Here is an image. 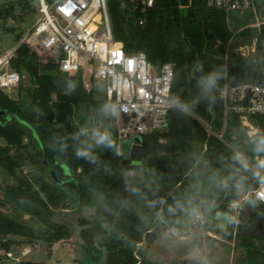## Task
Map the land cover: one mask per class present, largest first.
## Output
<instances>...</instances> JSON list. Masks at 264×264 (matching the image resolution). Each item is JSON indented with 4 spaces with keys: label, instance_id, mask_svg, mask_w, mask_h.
<instances>
[{
    "label": "trees",
    "instance_id": "1",
    "mask_svg": "<svg viewBox=\"0 0 264 264\" xmlns=\"http://www.w3.org/2000/svg\"><path fill=\"white\" fill-rule=\"evenodd\" d=\"M108 8L113 36L128 54L143 52L155 66L174 65L171 95L177 107L170 113L169 129L143 138L138 165L123 164L117 131L109 137L111 146L86 149L73 121L74 110L98 103L85 91L81 74L62 73L56 63L22 45L11 67L28 73L35 85L32 106L0 90V138L5 140L0 170L14 180L0 184V249L5 253L21 240L53 245L70 239L69 228L54 221V207L100 194V212L107 224L101 245L108 264H151L139 247L183 221L186 208L231 217L239 188L251 192L264 180L255 168L264 153L254 151L264 138V116L249 117L246 126L235 113H224L221 92L232 39L225 16L208 9L205 0H155L147 23L140 26L137 19L125 17L119 0H111ZM246 35H241V42ZM249 69L230 53V81L247 79ZM212 73L217 79L210 91L198 86ZM61 111L68 115L66 131L56 128ZM237 153L247 160V169L233 159ZM26 164L36 170L31 178L18 173ZM132 172L142 176L126 175ZM244 207L252 212L251 226L264 216V204L254 198ZM19 214L40 227L20 220ZM158 219H163L162 227Z\"/></svg>",
    "mask_w": 264,
    "mask_h": 264
},
{
    "label": "built area",
    "instance_id": "2",
    "mask_svg": "<svg viewBox=\"0 0 264 264\" xmlns=\"http://www.w3.org/2000/svg\"><path fill=\"white\" fill-rule=\"evenodd\" d=\"M37 1L39 16L32 28L15 48L0 56V90L10 95L20 87L24 77L12 69L11 63L17 50L26 45L31 52L37 53L38 49L45 52L47 57L41 59L56 63L62 73H80L87 93H93L95 82L105 86L114 113L125 119L118 133L119 144L131 139L134 145L136 137L167 132L170 113L177 107L171 95L174 65L168 62L155 66L145 53L125 51L113 36L108 8L111 0ZM154 1L119 0V4L127 19H137L144 26ZM205 3L208 9L225 16L232 33L221 92L225 116L233 112L249 126V117L264 116V0H205ZM248 17L253 24L240 28L238 24L245 23ZM231 52L251 68L247 79L236 82L228 79ZM255 168L264 177L257 165ZM261 193L264 180L245 200L254 198L264 204Z\"/></svg>",
    "mask_w": 264,
    "mask_h": 264
},
{
    "label": "rangeland",
    "instance_id": "3",
    "mask_svg": "<svg viewBox=\"0 0 264 264\" xmlns=\"http://www.w3.org/2000/svg\"><path fill=\"white\" fill-rule=\"evenodd\" d=\"M38 2L36 0H1L0 1V56L15 48L32 28L38 19ZM245 23L238 26L249 27L252 18H245ZM40 57L47 55L38 49ZM24 79L20 87L10 96L22 99L32 106L31 95L35 85L28 73L22 74ZM97 107L83 105L74 110L73 121L83 135L86 149L100 150L101 144L96 143L95 133H107L111 137L114 131L119 133L125 125V119L114 113L113 104L109 101L105 86L95 82L92 93ZM4 146L5 140L0 138ZM124 165H138L139 162L124 157ZM31 164L18 170L22 177L35 174ZM126 175L142 176L140 172ZM14 180L0 170V184L12 183ZM248 191L244 187L238 190L239 199L232 205L234 215L230 217L227 230L221 234L216 231L219 212L204 213L191 208L185 209V219L178 225L168 226L166 231L157 238L145 240L141 245L143 255L151 264H264V241L246 240L241 235L240 215L246 204ZM89 198L65 201L54 207V221L65 224L71 237L53 245L39 242L29 245L23 240L10 248L9 253L0 249L3 264H22L25 262L44 264H108L107 251L101 245L105 238L103 230L107 228L105 218L100 212L103 197L100 194H89ZM20 220L37 225L26 215H16ZM161 222L163 219H158ZM40 227V226H39Z\"/></svg>",
    "mask_w": 264,
    "mask_h": 264
},
{
    "label": "water",
    "instance_id": "4",
    "mask_svg": "<svg viewBox=\"0 0 264 264\" xmlns=\"http://www.w3.org/2000/svg\"><path fill=\"white\" fill-rule=\"evenodd\" d=\"M50 118H54V115H51ZM67 121L68 115L67 112L61 111L57 115V122L59 123L56 128L63 129L66 131L67 129ZM211 134L213 133V129L211 128ZM142 144L143 138L136 137L133 141L131 139H124L119 144L120 154L124 156H128L133 160H140L142 158ZM252 212L248 209V207H244L241 215H240V224L243 226H248L251 224ZM230 217L225 213H219L214 228L216 231L225 232L227 230L228 224L230 222ZM152 232V231H151ZM244 236H248L254 240L264 241V216H260L256 222L255 226L252 230H247L243 233ZM144 244V243H142Z\"/></svg>",
    "mask_w": 264,
    "mask_h": 264
},
{
    "label": "clouds",
    "instance_id": "5",
    "mask_svg": "<svg viewBox=\"0 0 264 264\" xmlns=\"http://www.w3.org/2000/svg\"><path fill=\"white\" fill-rule=\"evenodd\" d=\"M216 79L217 77L215 73L209 74L205 77H202L201 80L198 81V86H201L203 89L210 91L211 88L215 85ZM95 135L97 137L96 139L97 144H108L109 146H111L109 136L107 133L97 132L95 133ZM254 151L257 153H264V138H261L260 140L256 142ZM77 155L88 157L89 153L88 152H78ZM233 159L236 160L243 168L245 169L248 168V162L242 154L240 153L235 154ZM257 166L260 169H264V159H258ZM261 198H264V193H261Z\"/></svg>",
    "mask_w": 264,
    "mask_h": 264
},
{
    "label": "flooded vegetation",
    "instance_id": "6",
    "mask_svg": "<svg viewBox=\"0 0 264 264\" xmlns=\"http://www.w3.org/2000/svg\"><path fill=\"white\" fill-rule=\"evenodd\" d=\"M240 226H241L243 233H245L247 230H252L254 228L255 224L253 226H251V224L248 226H243L240 224Z\"/></svg>",
    "mask_w": 264,
    "mask_h": 264
},
{
    "label": "crops",
    "instance_id": "7",
    "mask_svg": "<svg viewBox=\"0 0 264 264\" xmlns=\"http://www.w3.org/2000/svg\"><path fill=\"white\" fill-rule=\"evenodd\" d=\"M0 146H3V145L0 143Z\"/></svg>",
    "mask_w": 264,
    "mask_h": 264
}]
</instances>
